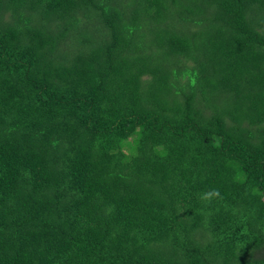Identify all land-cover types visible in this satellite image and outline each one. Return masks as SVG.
<instances>
[{"label": "trees", "instance_id": "16d2710c", "mask_svg": "<svg viewBox=\"0 0 264 264\" xmlns=\"http://www.w3.org/2000/svg\"><path fill=\"white\" fill-rule=\"evenodd\" d=\"M0 264H264V0H0Z\"/></svg>", "mask_w": 264, "mask_h": 264}]
</instances>
